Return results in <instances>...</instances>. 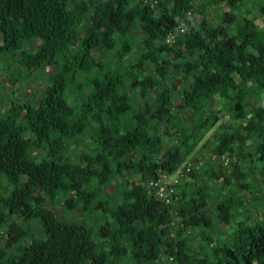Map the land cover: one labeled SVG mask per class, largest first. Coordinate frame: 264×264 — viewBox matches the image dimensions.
Segmentation results:
<instances>
[{"label": "trees", "instance_id": "trees-1", "mask_svg": "<svg viewBox=\"0 0 264 264\" xmlns=\"http://www.w3.org/2000/svg\"><path fill=\"white\" fill-rule=\"evenodd\" d=\"M249 3L0 0L4 79L45 71L1 105L0 264H264V0ZM195 151L169 203L147 191Z\"/></svg>", "mask_w": 264, "mask_h": 264}, {"label": "rangeland", "instance_id": "rangeland-1", "mask_svg": "<svg viewBox=\"0 0 264 264\" xmlns=\"http://www.w3.org/2000/svg\"><path fill=\"white\" fill-rule=\"evenodd\" d=\"M249 1H250V3H254L255 2V0H249ZM223 9L224 10H228V11L230 10L231 12H234L235 13L234 7H232L230 5H227V6L223 5ZM218 16H219V14H218ZM257 22L258 23H261L262 21H261L260 18H258L257 19ZM7 66H8V61H6L5 56L3 54L0 57V84L3 83V87H0V112L2 111L1 105L4 104L7 99H9V98H19V97L21 98L22 97V94H29V93H31V89H36V91L38 89H41L42 86H43V81H44V77H45V74H44L45 71H44L42 75L39 74L36 82L33 84L32 87L29 86V85L22 84V83H19V84H16L14 86H11V83H9L8 81H6L4 79V76H7V69H6ZM36 93L37 92H34V94H36ZM262 98L263 97H261V99ZM221 114L223 116L221 118L222 119L221 122H224L225 124L226 123L229 124L228 123V120H227V118H229L228 111L226 110L225 112H223ZM234 125H238V122L235 121L234 122ZM217 129H218L217 127H213L212 130H210L207 134H205L204 138L202 139V142H200V144H199V147L200 148L203 147L205 149H208L210 147L209 143H211L213 141L216 132H218ZM207 155H209V154L207 153ZM194 156L195 157L196 156H199L198 151H195L191 155L190 159L194 158ZM188 161H191V160H187L186 162H188ZM249 214L250 215H253L254 214V216H255V210L252 211V212H250ZM225 227H227V226H225ZM35 231L38 232V230H35ZM208 233H210V232H208ZM213 233L216 234V233H219V231L218 232H213ZM216 235H218V234H216ZM226 236H228L227 233L222 234L221 241H223ZM192 243L195 246V242L193 241ZM193 250H194V247H193Z\"/></svg>", "mask_w": 264, "mask_h": 264}, {"label": "built area", "instance_id": "built-area-1", "mask_svg": "<svg viewBox=\"0 0 264 264\" xmlns=\"http://www.w3.org/2000/svg\"><path fill=\"white\" fill-rule=\"evenodd\" d=\"M138 1V0H137ZM141 1V0H139ZM145 4H157V0H142ZM184 31L183 25H178L174 30L169 31L166 34L165 41L166 43H172L175 39V36L179 32ZM224 163L226 164L227 157L224 158ZM193 162L188 161L184 162L174 173H169L166 171L158 170L157 176L146 181L145 187L149 193H153L157 198L169 203L172 199L176 185L183 179L188 177V173L193 167Z\"/></svg>", "mask_w": 264, "mask_h": 264}, {"label": "clouds", "instance_id": "clouds-1", "mask_svg": "<svg viewBox=\"0 0 264 264\" xmlns=\"http://www.w3.org/2000/svg\"><path fill=\"white\" fill-rule=\"evenodd\" d=\"M189 160H191V159H189ZM191 161H192V160H191ZM185 162H186V161H185ZM183 164H184V163H183ZM183 164H182V165H183Z\"/></svg>", "mask_w": 264, "mask_h": 264}]
</instances>
